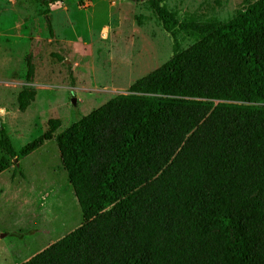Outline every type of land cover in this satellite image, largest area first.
<instances>
[{"label":"trees","instance_id":"obj_1","mask_svg":"<svg viewBox=\"0 0 264 264\" xmlns=\"http://www.w3.org/2000/svg\"><path fill=\"white\" fill-rule=\"evenodd\" d=\"M36 1L47 13L57 0ZM148 1L174 39L168 21L200 38L20 148L56 141L83 220L20 264H264V0L227 21ZM34 95L23 89L19 108ZM0 142L15 157L2 127Z\"/></svg>","mask_w":264,"mask_h":264},{"label":"rangeland","instance_id":"obj_2","mask_svg":"<svg viewBox=\"0 0 264 264\" xmlns=\"http://www.w3.org/2000/svg\"><path fill=\"white\" fill-rule=\"evenodd\" d=\"M253 0H162L178 20L227 21ZM0 0V264H20L82 223L54 139L20 148L56 120V135L166 62L200 36L168 21L148 0ZM32 64L31 77L28 64ZM23 89L34 98L19 108Z\"/></svg>","mask_w":264,"mask_h":264}]
</instances>
